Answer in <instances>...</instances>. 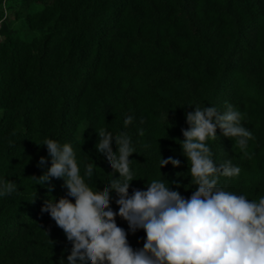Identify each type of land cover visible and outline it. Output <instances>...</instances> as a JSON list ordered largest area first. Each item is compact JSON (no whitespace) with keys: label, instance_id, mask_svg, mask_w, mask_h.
Masks as SVG:
<instances>
[{"label":"trees","instance_id":"1","mask_svg":"<svg viewBox=\"0 0 264 264\" xmlns=\"http://www.w3.org/2000/svg\"><path fill=\"white\" fill-rule=\"evenodd\" d=\"M227 105L241 112L254 139L245 155L217 128V139L207 142L216 166L231 160L241 168L218 184L258 201L264 0H0V191L6 181L17 188L0 195V264H68L72 245L41 208L49 198L74 199L62 179H32L51 166L46 138L72 145L81 175L92 162L85 180L103 191L119 173L95 150L97 134L127 133L135 149L128 195L162 179L187 199L196 186L180 146L186 114L196 107L222 113ZM111 147L116 153L114 139ZM169 157L179 166L160 168ZM117 199L110 192L113 212ZM115 222L133 250L143 248V229L132 232L118 215Z\"/></svg>","mask_w":264,"mask_h":264},{"label":"clouds","instance_id":"2","mask_svg":"<svg viewBox=\"0 0 264 264\" xmlns=\"http://www.w3.org/2000/svg\"><path fill=\"white\" fill-rule=\"evenodd\" d=\"M242 119L241 112L231 105L222 113L215 107H196L186 114L188 128L182 129L180 146L196 186L187 199L169 190L162 179H154L146 190L128 195L134 176L129 157L135 149L127 133L113 136L104 128L96 133L95 150L106 157L114 173H119V178L111 179L103 191L93 189L85 180L96 168L92 162L85 165L81 175L72 145L46 138L41 145L47 149L51 166L39 179H32L40 185L62 179L66 196L74 199L73 203L65 197L58 201L49 198L41 208L72 245L68 264H264V197L249 200L220 187V176L238 177L241 168L231 160L217 167L207 143L217 139L219 128L247 155L248 141L254 137L241 124ZM132 120L128 116L124 123L131 124ZM113 139L116 153L111 147ZM44 163L41 157L39 164ZM179 163L172 157L160 158V168L168 164L175 168ZM16 190L14 182L6 181L0 195ZM110 192L118 196V212L109 207ZM117 215L132 232L143 229L142 249L133 250L129 245L127 233L115 222Z\"/></svg>","mask_w":264,"mask_h":264},{"label":"rangeland","instance_id":"3","mask_svg":"<svg viewBox=\"0 0 264 264\" xmlns=\"http://www.w3.org/2000/svg\"><path fill=\"white\" fill-rule=\"evenodd\" d=\"M81 129H82V128H80V129L78 130V132L76 133V137H77V138H79V137L81 136Z\"/></svg>","mask_w":264,"mask_h":264}]
</instances>
